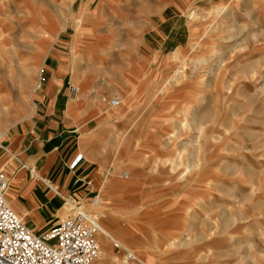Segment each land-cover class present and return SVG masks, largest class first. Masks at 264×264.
I'll return each instance as SVG.
<instances>
[{"label": "rangeland", "instance_id": "rangeland-1", "mask_svg": "<svg viewBox=\"0 0 264 264\" xmlns=\"http://www.w3.org/2000/svg\"><path fill=\"white\" fill-rule=\"evenodd\" d=\"M114 1L100 7L113 37L109 54L104 50L109 42L94 50L102 41L96 32L86 35L87 14L78 0L74 6V0H0V123L10 124L31 109L32 95L45 77L42 59L56 49L71 57V84L81 88L79 95L85 87L94 93L103 88L105 79L93 76L101 69L110 76L123 74L125 62L133 64L138 57L124 51L132 47L141 56L130 29L140 22L146 4ZM181 13L164 22L166 42L175 33L174 42L182 48L161 73L162 87L146 93L120 85L106 97L109 118L100 128L116 129V160L124 145L138 147L146 128L157 132L158 148L162 143L170 147L145 167L108 169L106 182L113 173L129 175L123 181L130 195L107 199L100 193L88 205L76 203L113 236L106 243L103 233L99 237L109 258L95 264L125 258L112 241L134 250L124 238L129 224L138 231L156 225L178 245L181 240L180 252L188 256L168 264H264V0H192ZM64 31L68 38L75 32L71 42L57 37ZM178 82L187 87L180 101L156 102ZM134 96L126 104L125 98ZM113 97L120 98L119 107H109ZM102 136L107 149L109 137ZM97 196L100 206L93 205Z\"/></svg>", "mask_w": 264, "mask_h": 264}, {"label": "crops", "instance_id": "crops-1", "mask_svg": "<svg viewBox=\"0 0 264 264\" xmlns=\"http://www.w3.org/2000/svg\"><path fill=\"white\" fill-rule=\"evenodd\" d=\"M78 1V6L83 5L87 14L83 21L88 29L86 35L96 32L102 41V44L94 45V50L99 51L106 46L105 42H109L111 46L104 50L110 54L113 37L111 28L105 26L102 20L104 11L100 7H111L115 1ZM139 2L146 6L141 7L140 22L130 30L137 36L142 54L139 56V51H134L132 47L124 51L126 55L136 53L138 57L133 64L125 62L123 74L110 76L108 70L101 69L93 76L97 81L105 79L103 88L98 87L94 93L85 87L76 96L70 91L72 74L68 60L71 57L68 59L65 51L56 49L42 59L45 77L32 95L31 109L18 115L10 124L0 123L3 130V133L0 132L3 146L0 147V169L9 176L7 199L24 223L36 233L47 231L71 214V209L65 206L68 200L88 205L100 193L107 199L130 195L128 193L132 189L127 191L130 186L125 185V177L120 174H111L107 181L109 183L106 182L109 171L114 172L121 167H145L156 153H165L170 147L162 143V148H158L153 138L157 132L146 128L140 133L142 138L138 147L136 144L135 147L124 145L118 155L120 158L116 160V129L100 128L101 122L109 118L106 97L112 89L123 85L143 88L147 93L161 88L165 82L161 73L169 66L176 50L182 48L178 41L174 42L177 28L169 29L168 33L172 31L174 34L166 42L168 35L164 22L180 17L181 11L190 6L192 0H135L137 5ZM74 3L75 0L73 6ZM114 14L119 15L118 11H114ZM125 30L128 31V28ZM64 32L57 37L71 42L75 32L70 38ZM90 51L88 49L81 55L87 57ZM185 84L178 82L171 85L169 92L158 95L156 102L170 106L180 101L184 89H187ZM133 100H136L135 96L125 98L126 104ZM102 135L109 137L107 149L103 145ZM123 157L125 160L121 161ZM71 201L68 202L70 206L73 205Z\"/></svg>", "mask_w": 264, "mask_h": 264}, {"label": "built area", "instance_id": "built-area-1", "mask_svg": "<svg viewBox=\"0 0 264 264\" xmlns=\"http://www.w3.org/2000/svg\"><path fill=\"white\" fill-rule=\"evenodd\" d=\"M77 90L75 85L70 86L72 94ZM117 104L116 97L109 99L110 106ZM0 147H3L1 141ZM8 187L9 176L0 169V264H92L98 257L99 224L82 206L74 203L70 207L71 215L39 234L10 205ZM112 245L117 251L122 250L126 260L132 259L127 248L117 241H112Z\"/></svg>", "mask_w": 264, "mask_h": 264}, {"label": "bare ground", "instance_id": "bare-ground-1", "mask_svg": "<svg viewBox=\"0 0 264 264\" xmlns=\"http://www.w3.org/2000/svg\"><path fill=\"white\" fill-rule=\"evenodd\" d=\"M78 67V64H74L73 68ZM78 88L77 92L81 90L79 86H76ZM76 96H79V94ZM118 99V98H117ZM120 99V98H119ZM118 99V104L114 107L120 106V100ZM111 106V108H114ZM1 138V137H0ZM125 178H128L129 175L127 173L124 174ZM102 203V198L100 196H97L96 199L93 202V205L100 206ZM135 222V221H134ZM99 224V231L97 233V238L99 242V237L103 233L105 236V243L107 242L108 238H113L110 232L106 231L103 227H101ZM158 226L154 227H143L138 231L135 227H132L131 224L126 225V228L124 229L125 235L124 238H128L129 241L133 245H135L134 250H131L132 259L131 260H125V258H122V260L114 259V263L116 264H138L136 261L141 262L142 264H168L170 263L173 258L175 257H187L188 254L184 252H180V247L184 244L180 241L179 245L176 243V241H172L171 236L168 233L159 231ZM169 231V230H168ZM179 240V239H177ZM122 248H129L124 242L117 241ZM122 251V250H121ZM98 258H102L103 260L105 258H109V254L106 250H101L100 242H99V255L98 257L92 262V264H95V262L98 260ZM113 259V258H112ZM133 261V262H132ZM135 261V262H134Z\"/></svg>", "mask_w": 264, "mask_h": 264}]
</instances>
